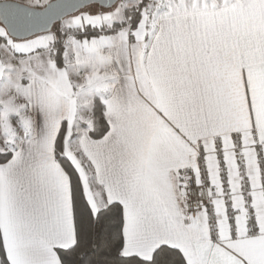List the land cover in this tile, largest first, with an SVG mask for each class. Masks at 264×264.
Here are the masks:
<instances>
[{"label": "snow or ice", "instance_id": "1", "mask_svg": "<svg viewBox=\"0 0 264 264\" xmlns=\"http://www.w3.org/2000/svg\"><path fill=\"white\" fill-rule=\"evenodd\" d=\"M0 264H264V0H0Z\"/></svg>", "mask_w": 264, "mask_h": 264}]
</instances>
